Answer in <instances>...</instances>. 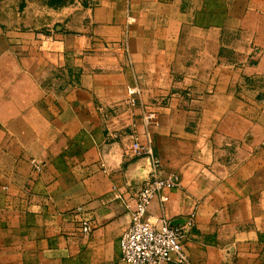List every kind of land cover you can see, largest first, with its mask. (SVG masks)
I'll return each instance as SVG.
<instances>
[{
	"label": "crops",
	"instance_id": "1",
	"mask_svg": "<svg viewBox=\"0 0 264 264\" xmlns=\"http://www.w3.org/2000/svg\"><path fill=\"white\" fill-rule=\"evenodd\" d=\"M135 85L179 176L150 220L194 214L188 264H264V0H0V264H129Z\"/></svg>",
	"mask_w": 264,
	"mask_h": 264
},
{
	"label": "built area",
	"instance_id": "2",
	"mask_svg": "<svg viewBox=\"0 0 264 264\" xmlns=\"http://www.w3.org/2000/svg\"><path fill=\"white\" fill-rule=\"evenodd\" d=\"M123 105L129 110L138 107L142 124L146 127L145 138L141 140L132 127L133 135L131 151L134 155L146 156L149 160L147 176L125 196L124 205L129 212V224L119 236L121 259L129 264H188L189 258L185 241L190 230L195 225L193 213H189L181 223L174 224L166 217L150 220L149 208L152 200L159 197L167 200L164 190L179 184L177 172L162 173L161 160L154 150L149 126L155 123L156 111L142 100L141 89L138 85L127 90ZM113 137L118 134H111ZM36 170L40 169L39 162H33ZM119 197V195H116ZM93 224L82 221V231L89 232Z\"/></svg>",
	"mask_w": 264,
	"mask_h": 264
},
{
	"label": "trees",
	"instance_id": "3",
	"mask_svg": "<svg viewBox=\"0 0 264 264\" xmlns=\"http://www.w3.org/2000/svg\"><path fill=\"white\" fill-rule=\"evenodd\" d=\"M68 0H47V4L51 7H57L64 4Z\"/></svg>",
	"mask_w": 264,
	"mask_h": 264
},
{
	"label": "rangeland",
	"instance_id": "4",
	"mask_svg": "<svg viewBox=\"0 0 264 264\" xmlns=\"http://www.w3.org/2000/svg\"><path fill=\"white\" fill-rule=\"evenodd\" d=\"M73 0H68V1H66L64 4H62V5H60V6H65V5H68L70 2H72ZM58 7V6H57ZM54 8H56V7H54Z\"/></svg>",
	"mask_w": 264,
	"mask_h": 264
}]
</instances>
